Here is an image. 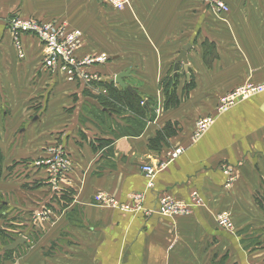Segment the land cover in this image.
<instances>
[{
  "label": "crops",
  "instance_id": "obj_1",
  "mask_svg": "<svg viewBox=\"0 0 264 264\" xmlns=\"http://www.w3.org/2000/svg\"><path fill=\"white\" fill-rule=\"evenodd\" d=\"M128 1L115 12L98 0H0V264H264V92L216 112L234 89L264 83V0H222L225 14L199 0ZM11 17L79 31L76 57L103 59L80 69L90 83L46 71V48L13 35ZM124 72L122 89L113 80ZM123 91L137 113L110 105ZM206 116L214 124L193 141ZM56 152L70 163L57 190ZM136 194L146 210L164 195L200 205L166 218L94 200Z\"/></svg>",
  "mask_w": 264,
  "mask_h": 264
},
{
  "label": "built area",
  "instance_id": "obj_2",
  "mask_svg": "<svg viewBox=\"0 0 264 264\" xmlns=\"http://www.w3.org/2000/svg\"><path fill=\"white\" fill-rule=\"evenodd\" d=\"M101 4L111 8L115 12L123 11L127 6L128 0H98ZM201 3L208 6L209 10L216 14H225L228 12V7L222 0H201ZM8 30L13 35L18 34H30L46 48L47 54L43 59V67L48 72L59 71L64 74L69 80H73L76 75L80 77L87 84L90 83V77L80 71L81 68L88 67L93 62L103 61L99 58L92 60L90 58H84L79 60L75 52L81 45V33L77 30L67 31L63 26H59L53 23H41L33 19L23 20L16 17L8 18L7 20ZM264 92V83L251 84L246 83L229 94L223 96L216 108L217 114H221L229 110L232 106L239 102L247 100L249 97ZM214 116H206L195 122L192 140L195 141L200 138L208 129L214 124ZM180 154V150L173 153L171 156L175 158ZM49 163V169L54 176V189L57 190V182L59 179L63 180V176L67 173L70 163L63 153L56 152L51 158ZM155 167V166H154ZM151 165H145L141 167V171L144 173L148 180L147 188L151 187L152 179L155 176L156 169ZM223 172L227 175V184L231 185L235 181L232 169L228 166H222ZM60 180V181H61ZM133 202L130 204L119 203L116 200H111L103 195H97L94 197L95 202L98 205L109 206L118 209L122 212L135 214L142 212L145 216H149L152 213H156L159 216L166 218H175L178 216H186L190 213L193 207L200 205V199L196 194H192L188 201H181L173 198L169 195H164L159 198L157 207L155 209H144L143 195L136 194L130 197ZM218 225L223 229L230 228V221L226 214H220L217 216Z\"/></svg>",
  "mask_w": 264,
  "mask_h": 264
},
{
  "label": "trees",
  "instance_id": "obj_3",
  "mask_svg": "<svg viewBox=\"0 0 264 264\" xmlns=\"http://www.w3.org/2000/svg\"><path fill=\"white\" fill-rule=\"evenodd\" d=\"M164 91L166 93V97H167V106L171 105V106H175V93H174V89L170 88V85H166L164 88ZM122 95V96H120ZM133 98V101H132ZM119 99V101H118ZM138 97H133L132 94L128 93V92H121L119 94V96L112 94L111 97V102L110 105H112V108L118 106V105H124V106H128V108H132L134 109V111H136V113L138 112L137 109V101H138ZM145 109V111H149V109L147 110L146 106L143 107ZM153 143V142H152ZM0 166H1V155H0ZM1 171V168H0Z\"/></svg>",
  "mask_w": 264,
  "mask_h": 264
},
{
  "label": "water",
  "instance_id": "obj_4",
  "mask_svg": "<svg viewBox=\"0 0 264 264\" xmlns=\"http://www.w3.org/2000/svg\"><path fill=\"white\" fill-rule=\"evenodd\" d=\"M190 49V45H186L185 47L182 48V50H180L178 52V56L175 59V63L173 65V73H174V77L176 76V72L178 69V66L180 63H183L185 65V68L187 69V60H186V52ZM128 73L124 72V73H120L118 74L115 79L113 80L115 84L119 85L122 89H125L126 86L123 83L122 79L127 76ZM24 242V238H21L19 240H16L15 242H13L11 245H8L4 248L5 251H10L13 250L14 248H16L17 246H19L20 244H22Z\"/></svg>",
  "mask_w": 264,
  "mask_h": 264
},
{
  "label": "rangeland",
  "instance_id": "obj_5",
  "mask_svg": "<svg viewBox=\"0 0 264 264\" xmlns=\"http://www.w3.org/2000/svg\"><path fill=\"white\" fill-rule=\"evenodd\" d=\"M201 2V0H199Z\"/></svg>",
  "mask_w": 264,
  "mask_h": 264
}]
</instances>
